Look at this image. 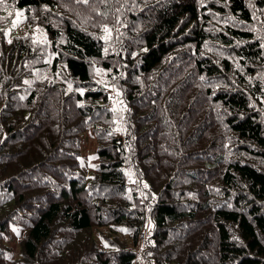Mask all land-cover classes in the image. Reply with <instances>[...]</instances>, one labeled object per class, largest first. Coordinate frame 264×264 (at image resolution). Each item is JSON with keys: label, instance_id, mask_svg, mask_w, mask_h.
<instances>
[{"label": "trees", "instance_id": "trees-1", "mask_svg": "<svg viewBox=\"0 0 264 264\" xmlns=\"http://www.w3.org/2000/svg\"><path fill=\"white\" fill-rule=\"evenodd\" d=\"M136 261L264 264V0H0V264Z\"/></svg>", "mask_w": 264, "mask_h": 264}, {"label": "rangeland", "instance_id": "rangeland-1", "mask_svg": "<svg viewBox=\"0 0 264 264\" xmlns=\"http://www.w3.org/2000/svg\"><path fill=\"white\" fill-rule=\"evenodd\" d=\"M53 24L58 25L57 22H51L52 26ZM27 31H30V33L34 35L35 37L40 36V33H41V37L39 38L41 40L46 39L45 33L42 30L39 31L38 27H33L32 29H29L26 26V24L24 23L23 10H20V9L15 12V15L11 19L10 23L3 28V32H4L6 39H9L10 36L13 34L22 35V34H25V32ZM27 107L28 105L26 103H22L23 109H26ZM95 145H96V140L94 138V133L91 130H87L86 132L81 134V153L83 155L92 153L94 151ZM10 235L11 237L15 238V241H16L18 237H20L21 235L19 228L12 227L10 231ZM122 236L127 237V235H125L124 233L122 234ZM101 243L103 244V240H101ZM15 255L16 256L18 255L17 251L15 252ZM136 264H140V262L136 261Z\"/></svg>", "mask_w": 264, "mask_h": 264}, {"label": "bare ground", "instance_id": "bare-ground-1", "mask_svg": "<svg viewBox=\"0 0 264 264\" xmlns=\"http://www.w3.org/2000/svg\"><path fill=\"white\" fill-rule=\"evenodd\" d=\"M230 220V219H229ZM224 221V220H223ZM224 223V222H223ZM224 225H225V223H224ZM217 251V250H216ZM225 251V250H224ZM213 255H215V254H213ZM217 255V254H216ZM219 255V254H218ZM226 258V257H225ZM211 260V259H210ZM222 261V260H221ZM224 261V260H223ZM216 262V261H215ZM217 262H218V260H217ZM212 263H214V262H212ZM219 263V262H218Z\"/></svg>", "mask_w": 264, "mask_h": 264}]
</instances>
